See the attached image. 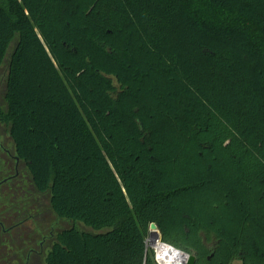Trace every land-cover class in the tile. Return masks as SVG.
Wrapping results in <instances>:
<instances>
[{
    "label": "trees",
    "instance_id": "obj_1",
    "mask_svg": "<svg viewBox=\"0 0 264 264\" xmlns=\"http://www.w3.org/2000/svg\"><path fill=\"white\" fill-rule=\"evenodd\" d=\"M13 43L23 220L47 200L73 223L41 264H155L153 222L204 264H264V0H0V73Z\"/></svg>",
    "mask_w": 264,
    "mask_h": 264
},
{
    "label": "rangeland",
    "instance_id": "obj_2",
    "mask_svg": "<svg viewBox=\"0 0 264 264\" xmlns=\"http://www.w3.org/2000/svg\"><path fill=\"white\" fill-rule=\"evenodd\" d=\"M14 45V43L11 45L7 60L0 73V92H4L8 73V60ZM114 82L117 84L115 79ZM0 141L3 147L13 154V141L7 131L0 133ZM23 170L24 168H22L20 163L18 169H16L15 160L0 146V179L3 176L6 178L16 175L14 180H9L0 185V220L4 223L5 229L14 227L11 231L0 229V264H26L28 250L35 247L40 250L39 244L43 240L42 236L50 234L51 226H54L53 231L56 234L57 231L73 224L69 220L54 219L53 214L49 212L47 200L40 203L41 207H39V211H37L38 209H31V213L29 210L27 211V213L35 215L34 219L36 220L34 222H31L29 219L23 220V212L27 209L26 199L28 197L27 190L29 186L25 181L27 176ZM16 172L17 174H15ZM19 220L24 221L22 226L15 225L17 222H20ZM51 222H55L54 225H51ZM87 229L92 230L91 228ZM159 232L162 235L160 230ZM148 236L150 237V233ZM51 242L52 240L48 239L44 243L43 248L46 255L51 247ZM27 247L29 248L27 249ZM148 253L155 258V250L150 243ZM28 260L38 259L32 255ZM32 264H38V262ZM232 264L242 263L237 260Z\"/></svg>",
    "mask_w": 264,
    "mask_h": 264
},
{
    "label": "flooded vegetation",
    "instance_id": "obj_3",
    "mask_svg": "<svg viewBox=\"0 0 264 264\" xmlns=\"http://www.w3.org/2000/svg\"><path fill=\"white\" fill-rule=\"evenodd\" d=\"M0 146H1V148L4 150V151H6L8 154H10L9 153V150L8 149H5V147H3V145L1 144V141H0ZM10 156L13 158V156L10 154ZM19 165V164H18ZM18 165L16 164V169H18ZM7 182V181H6ZM1 185V184H0ZM16 225H18V224H16ZM0 226H2L3 227V230L4 231H11L13 228L12 227H9L8 229H5L4 228V223L0 220ZM53 228H54V226H51V231H50V234L49 235H44V236H42L43 238V240L40 242V244H39V248H40V250H38L36 247L35 248H30V250H29V253H28V255H27V260H26V264H29V263H35V262H38V264H41L42 263V261H43V259H44V257L46 256V254H44V248H43V246H44V243L49 239V240H52L53 239V237H54V231H53ZM159 229V228H158ZM191 242V240L189 239V238H184L183 239V241H181V243L182 244H187V243H190ZM204 242L207 244V246L208 247H214L215 246V241H211V242H208L207 241V239L205 238L204 239ZM191 254H193V255H195L196 256V263L195 264H204V262L203 261H201L202 259H200V257L198 256V253L195 251L194 253L192 252ZM32 255H34L35 257H36V259H38V260H28V259H30V257L32 256ZM211 258V256H209L208 257V259H210ZM238 259H236L235 261H237ZM32 261V262H31ZM235 261H233V262H235ZM238 261H240V260H238ZM241 262V261H240ZM242 263V262H241Z\"/></svg>",
    "mask_w": 264,
    "mask_h": 264
},
{
    "label": "built area",
    "instance_id": "obj_4",
    "mask_svg": "<svg viewBox=\"0 0 264 264\" xmlns=\"http://www.w3.org/2000/svg\"><path fill=\"white\" fill-rule=\"evenodd\" d=\"M151 233H152V231L150 232V237L148 236V237H147V241H146L148 247H149V243H150V239H151ZM158 242H160V243H162L163 245H166V246H168V247H170V248H174L175 250H177V251H179V252H181V253H183V254H186V257H187L186 259H185L183 256H181V264H187L188 259H189V255L191 254L190 252H188V251H186V250H184V249L178 248V247L174 246L173 244H170V243H168V242H165V241L163 240L161 234H159ZM150 244H151V243H150ZM152 246H153V245H152ZM153 248H154V250H155V258H154L155 264H176V261H175V260H172L170 263H168L167 260H161L157 248H156L155 246H153Z\"/></svg>",
    "mask_w": 264,
    "mask_h": 264
},
{
    "label": "bare ground",
    "instance_id": "obj_5",
    "mask_svg": "<svg viewBox=\"0 0 264 264\" xmlns=\"http://www.w3.org/2000/svg\"><path fill=\"white\" fill-rule=\"evenodd\" d=\"M153 232L154 231H152V233ZM152 233H151V236H152ZM151 239H152V243H151ZM151 239H150V243H151V245H153L157 248L161 260H167L168 263H170L172 260H174V257L177 254V250H175L174 248H170V247L163 245L162 243L158 242L157 237H151Z\"/></svg>",
    "mask_w": 264,
    "mask_h": 264
},
{
    "label": "water",
    "instance_id": "obj_6",
    "mask_svg": "<svg viewBox=\"0 0 264 264\" xmlns=\"http://www.w3.org/2000/svg\"><path fill=\"white\" fill-rule=\"evenodd\" d=\"M9 153H10V151H9ZM15 159H16V164L18 165L19 164V162H20V159L18 158V157H16V156H13ZM16 175H13V176H10V177H8V178H5L4 180H2L1 182H0V184H2V183H4V182H6V181H8L9 179H11V178H14ZM151 228H150V232L151 231H159V229H158V225L155 223V222H153L152 224H151V226H150ZM161 234V233H160ZM147 251H148V245H147ZM196 263V256L195 255H193V254H190L189 255V259H188V262H187V264H195Z\"/></svg>",
    "mask_w": 264,
    "mask_h": 264
},
{
    "label": "clouds",
    "instance_id": "obj_7",
    "mask_svg": "<svg viewBox=\"0 0 264 264\" xmlns=\"http://www.w3.org/2000/svg\"><path fill=\"white\" fill-rule=\"evenodd\" d=\"M181 256H183L185 259L187 258L186 254H183V253H180L179 251H177V254L174 257V260L176 261V264H181Z\"/></svg>",
    "mask_w": 264,
    "mask_h": 264
}]
</instances>
